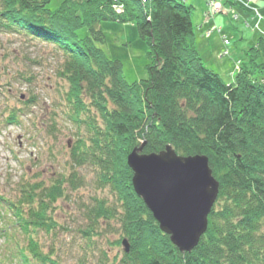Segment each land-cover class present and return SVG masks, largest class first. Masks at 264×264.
Returning a JSON list of instances; mask_svg holds the SVG:
<instances>
[{"label":"trees","instance_id":"obj_1","mask_svg":"<svg viewBox=\"0 0 264 264\" xmlns=\"http://www.w3.org/2000/svg\"><path fill=\"white\" fill-rule=\"evenodd\" d=\"M49 3L0 0V35L54 48L70 119L89 135L78 136L72 165L95 167L99 182L116 188L119 209L97 201L86 212L92 225L83 237L91 240L101 222L118 219L131 244L120 264H264V82L245 70L229 84L204 64L195 45L194 8L183 0H65L56 10ZM104 21L137 26L151 48L147 80L127 82L122 63L108 58L101 48ZM83 28L88 35L82 37ZM258 48L264 54V39ZM38 99L22 103L29 107ZM6 112L0 127L22 123L23 109ZM143 144L144 154L172 146L185 157L209 158L220 192L192 253L179 252L133 190L127 157ZM82 182L74 169L51 186L23 179L12 197L0 191V264H61L39 238L56 230L55 205Z\"/></svg>","mask_w":264,"mask_h":264},{"label":"rangeland","instance_id":"obj_2","mask_svg":"<svg viewBox=\"0 0 264 264\" xmlns=\"http://www.w3.org/2000/svg\"><path fill=\"white\" fill-rule=\"evenodd\" d=\"M64 1L50 0L49 9L56 10ZM255 1L261 2L264 13V0ZM186 3L194 7L195 45L204 64L229 84H234L245 70L264 82V54L258 48L264 33L257 31V26L264 28V19L251 16L248 5L237 11L238 6L229 2L237 20L230 23L232 13L226 6L210 16L205 0ZM101 27L105 33L101 48L109 59L122 63L125 80L129 83L147 80L151 48L140 38L137 26L104 21ZM79 34L86 36L88 30L83 28ZM61 62L52 46L33 43L18 35H0V115L13 107L25 112L20 125L0 127V191L12 197V190L23 179L51 186L58 177L77 170L82 187L68 188L67 197L55 205L53 217L58 226L50 234H41L40 244L46 251H54L61 264H97L100 260L120 264L125 254V237L118 219L101 222L98 236L91 240L81 234L92 225L86 213L88 208L99 200L117 207L119 197L116 188L115 192L111 185L105 187L107 184L99 182L95 167L72 165L71 150L78 136L89 135L70 119L69 104L64 99L67 87L57 76ZM32 96L39 97V103L25 107L21 97Z\"/></svg>","mask_w":264,"mask_h":264},{"label":"water","instance_id":"obj_3","mask_svg":"<svg viewBox=\"0 0 264 264\" xmlns=\"http://www.w3.org/2000/svg\"><path fill=\"white\" fill-rule=\"evenodd\" d=\"M144 147L135 148L127 158L133 189L179 252L192 253L208 231L220 192L209 158L185 157L172 146L158 154H144ZM123 246L130 253L127 239Z\"/></svg>","mask_w":264,"mask_h":264},{"label":"bare ground","instance_id":"obj_4","mask_svg":"<svg viewBox=\"0 0 264 264\" xmlns=\"http://www.w3.org/2000/svg\"><path fill=\"white\" fill-rule=\"evenodd\" d=\"M147 1H149V0H147ZM222 1H223V3H222ZM236 1V2H235ZM249 1H251L252 3H249ZM216 2H217V5H218V7H220V6H226L229 10H231L230 11V13H232V16L230 17V23H233V22H237V20H236V18H234V16H233V14H235L236 15V13H235V11L234 10H232V8L231 7H233V6H229V2H232V4H233V2L235 3V5H237L238 6V9H237V11H242V7L244 6V5H248V7H249V9L251 10V12H252V15L251 16H253L254 18L255 17H257V19L259 20V19H264V13H263V5L261 4V2H259V3H257L255 0H216ZM144 3V2H143ZM147 3V2H146ZM192 5V4H191ZM236 6V7H237ZM194 8V7H193ZM121 11H122V8L120 9ZM219 10H220V8H219ZM209 13H211V10H210V12ZM206 17H208V16H206ZM232 20V21H231ZM256 27V26H255ZM257 31H259V32H261V33H264V28H261V26H257ZM208 33V32H207ZM206 33V34H207ZM226 40V43H227V39H225ZM255 43L257 44L258 42L257 41H255ZM254 46V45H253ZM134 150V149H133ZM132 153V152H131ZM129 156V155H128ZM128 158V157H127ZM127 166H128V161H127ZM129 167V166H128ZM129 169H130V167H129ZM131 170V169H130ZM131 172H132V174H133V171L131 170ZM132 178H133V176H132ZM133 187V186H132ZM134 190V189H133ZM135 192V191H134ZM136 194V193H135Z\"/></svg>","mask_w":264,"mask_h":264},{"label":"built area","instance_id":"obj_5","mask_svg":"<svg viewBox=\"0 0 264 264\" xmlns=\"http://www.w3.org/2000/svg\"><path fill=\"white\" fill-rule=\"evenodd\" d=\"M142 1L144 3L147 2V0H142ZM205 1L207 2L208 6L211 10L210 16L216 15V13L218 14L219 12H221V10H219V8H221V6L218 7L216 0H205Z\"/></svg>","mask_w":264,"mask_h":264}]
</instances>
